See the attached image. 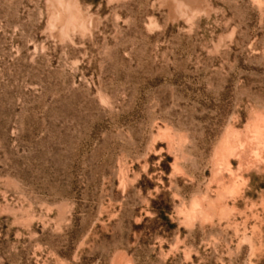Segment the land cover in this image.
Returning a JSON list of instances; mask_svg holds the SVG:
<instances>
[{"label":"rangeland","instance_id":"rangeland-1","mask_svg":"<svg viewBox=\"0 0 264 264\" xmlns=\"http://www.w3.org/2000/svg\"><path fill=\"white\" fill-rule=\"evenodd\" d=\"M0 264H264V0H0Z\"/></svg>","mask_w":264,"mask_h":264},{"label":"trees","instance_id":"trees-1","mask_svg":"<svg viewBox=\"0 0 264 264\" xmlns=\"http://www.w3.org/2000/svg\"><path fill=\"white\" fill-rule=\"evenodd\" d=\"M159 212H160L159 214H160L161 216L165 217V216H164V209H163V207L160 208Z\"/></svg>","mask_w":264,"mask_h":264}]
</instances>
